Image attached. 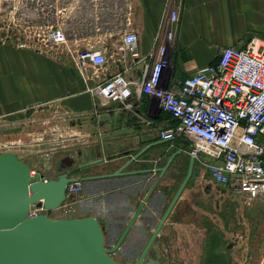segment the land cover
<instances>
[{
  "label": "crops",
  "instance_id": "obj_1",
  "mask_svg": "<svg viewBox=\"0 0 264 264\" xmlns=\"http://www.w3.org/2000/svg\"><path fill=\"white\" fill-rule=\"evenodd\" d=\"M173 10L178 12V21L170 25L167 14ZM31 15L36 22L45 17L49 24L61 25L68 42L81 49L105 48L104 78L124 73L131 81L139 80L142 59L165 39L169 29L174 37L167 48L168 74L174 82L215 64L225 47L244 49L251 40L264 47V0H41ZM126 32L138 37L137 59L119 50L121 35ZM87 73L89 82L64 50L41 53L0 45V117L17 118L24 110L45 104L53 114L66 116L69 148L73 141L81 143L75 151L79 161L75 155L68 157L73 160L69 175L112 174L114 189L102 196L103 201L112 207L135 208L146 195L143 187L130 190L136 175L149 169L151 160L174 151L180 152L178 161L183 164L190 158L189 144L185 139L171 144L158 139L157 131L170 120L155 109L156 100L150 96L134 94L129 109L120 103L98 105L87 92L88 85L98 78ZM203 162L210 160L194 159L192 178L198 171L200 175L205 172ZM116 171L122 173L115 176ZM190 189L188 185L182 192L171 218L175 219ZM222 246L218 233L208 235L199 264H220L217 259Z\"/></svg>",
  "mask_w": 264,
  "mask_h": 264
},
{
  "label": "built area",
  "instance_id": "obj_2",
  "mask_svg": "<svg viewBox=\"0 0 264 264\" xmlns=\"http://www.w3.org/2000/svg\"><path fill=\"white\" fill-rule=\"evenodd\" d=\"M167 20L170 25L176 24L178 12H168ZM21 27L19 48L41 53L64 50L86 82L90 78L88 71L98 78L87 87L98 105L120 103L129 109L134 94L154 98L155 109L170 120L157 131L160 141L171 144L185 139L191 158L210 160L202 164L213 182L228 185L247 200L264 198V47L255 40L244 49L223 48L215 64L196 69L181 82H174L168 74L167 48L174 37V31L169 29L165 39L142 59L139 80L131 81L124 73L104 78L107 50L94 46L81 49L69 43L61 25L28 21ZM137 44V35L126 32L121 35L119 50L137 59ZM65 197L71 202L64 201L51 215L57 211L64 217L73 211L75 199L82 201L79 179L67 184ZM43 213L40 201V206L30 207L28 216Z\"/></svg>",
  "mask_w": 264,
  "mask_h": 264
},
{
  "label": "rangeland",
  "instance_id": "obj_3",
  "mask_svg": "<svg viewBox=\"0 0 264 264\" xmlns=\"http://www.w3.org/2000/svg\"><path fill=\"white\" fill-rule=\"evenodd\" d=\"M38 2L41 5V0L0 2V45L21 49L18 41L24 22L48 23L45 17L41 22L31 18ZM47 105L28 108L17 118L0 117V153L16 154L45 179L54 177L60 162L70 154L79 161L75 151L81 146L73 141L69 148L67 117L53 114ZM105 183L114 185L113 181ZM87 186L95 189L98 183ZM189 186L186 201L177 212L182 226L172 224L170 232L164 233L169 251L166 264H199L200 251L212 233H218L223 243L218 263L264 264V198L247 200L228 185L213 182L206 170L202 175L198 171ZM71 208L73 211L64 217L57 211L51 217H84L92 210L79 199Z\"/></svg>",
  "mask_w": 264,
  "mask_h": 264
},
{
  "label": "water",
  "instance_id": "obj_4",
  "mask_svg": "<svg viewBox=\"0 0 264 264\" xmlns=\"http://www.w3.org/2000/svg\"><path fill=\"white\" fill-rule=\"evenodd\" d=\"M144 150L126 162L123 168ZM66 159L70 166L73 160L68 157ZM193 161L190 158L187 173L160 219L152 239L188 182ZM164 170L161 168L158 172ZM69 173L63 171L55 177L43 179L38 173L31 174L30 167L16 154L0 153V264H119L104 247V234L93 214L65 219L51 217L52 210L61 203L71 202L65 197V189L68 183L75 182L77 178L71 177ZM121 173L116 171L114 175ZM149 195H146L144 202ZM40 201L45 213L29 217L30 207L40 206ZM142 207L143 203L133 214L131 223Z\"/></svg>",
  "mask_w": 264,
  "mask_h": 264
},
{
  "label": "flooded vegetation",
  "instance_id": "obj_5",
  "mask_svg": "<svg viewBox=\"0 0 264 264\" xmlns=\"http://www.w3.org/2000/svg\"><path fill=\"white\" fill-rule=\"evenodd\" d=\"M163 146L165 147V144ZM176 152L174 151L169 155L151 160L150 168L138 173L135 182L129 184L131 187L130 190L141 189L143 187L146 195L150 193L148 199L143 202V207L138 216L132 223V216L141 203L135 208L128 205L112 207L109 202L103 201L102 196L111 193L114 189V185L108 186L105 183L114 179L112 174L96 176L79 174L78 179L82 184L83 195L81 202L85 203L86 207L92 208V210H88L86 216L93 214L99 222L104 234V247L109 250L110 257L117 263L166 264L169 251L165 242L164 233L165 231L170 232L169 226L172 224L182 226L178 214L175 219L171 218V216L182 192L189 185L193 177L192 164V173L188 182L166 220L162 223L159 231L152 239L160 219L189 168L191 157L182 164L178 161L180 154ZM68 162L66 158L60 162L57 174H54V177L63 171H68L67 169L70 167L68 166ZM154 167L157 168V172L155 169H152ZM161 168H165V170L158 172V169ZM95 180L98 182V187L95 189L91 188L90 190L87 189L86 184ZM153 201H155V205ZM130 223L131 225L128 228ZM185 226L188 227L189 225L185 224Z\"/></svg>",
  "mask_w": 264,
  "mask_h": 264
},
{
  "label": "bare ground",
  "instance_id": "obj_6",
  "mask_svg": "<svg viewBox=\"0 0 264 264\" xmlns=\"http://www.w3.org/2000/svg\"><path fill=\"white\" fill-rule=\"evenodd\" d=\"M31 170V169H30ZM31 174H34V172L33 171H31Z\"/></svg>",
  "mask_w": 264,
  "mask_h": 264
}]
</instances>
